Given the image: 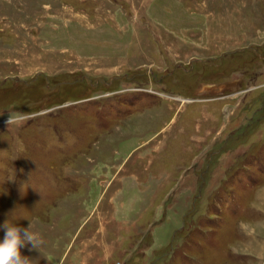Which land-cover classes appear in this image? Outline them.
<instances>
[{"label": "rangeland", "instance_id": "rangeland-1", "mask_svg": "<svg viewBox=\"0 0 264 264\" xmlns=\"http://www.w3.org/2000/svg\"><path fill=\"white\" fill-rule=\"evenodd\" d=\"M0 264H264V0H0Z\"/></svg>", "mask_w": 264, "mask_h": 264}]
</instances>
